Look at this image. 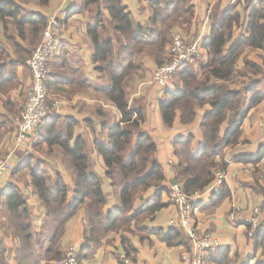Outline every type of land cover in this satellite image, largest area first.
Returning <instances> with one entry per match:
<instances>
[{"label":"crops","instance_id":"1","mask_svg":"<svg viewBox=\"0 0 264 264\" xmlns=\"http://www.w3.org/2000/svg\"><path fill=\"white\" fill-rule=\"evenodd\" d=\"M16 1L25 11L42 14L47 21L61 9L68 12L59 34L60 50L49 64L47 87L51 99L60 101L62 105L61 114L58 116L59 124L72 121L75 124L71 145H75L80 137L85 142L89 153V170L99 176L107 198V204L103 208V213L107 214L119 205L121 186L107 176L104 158L95 144L96 141L109 142L110 128L121 121L122 115L104 94L110 87L108 75L98 72L93 61L94 44L89 28L95 24L99 11L95 6L83 9L84 0H50L48 5H40L37 0ZM121 1L137 26H150V1ZM234 6L243 13L245 1L233 5L232 0H188L187 7L193 11V16L189 22L184 16L180 17L173 27L172 35L175 30H180L191 40L202 36L205 39L211 32L212 23L220 19L219 14ZM101 16L107 24V30L101 32L100 38L102 41L111 38L116 42L119 36L114 33L110 12L104 6L101 7ZM240 34L241 28L236 29L234 40ZM8 35L15 36V43L18 45L25 48L28 46L27 41L17 37L18 32L13 24L9 25ZM0 44L6 47L10 57L9 61L0 66V71H6L3 79L7 82L6 88L0 90L1 160L7 157L11 149H15L17 121L24 108L32 74L26 61L24 65L17 64L19 55L16 45L7 38L2 21ZM167 49L168 47L162 55L152 54L149 50L134 53L131 58L136 68L126 84L130 105L139 106L143 111L145 119L141 124L142 131L148 133L157 144L155 157L162 165L165 180L158 186L153 185L135 194L133 210L127 214L129 226L106 232L97 241L88 235L86 206H80L66 223L58 243V249L64 255L69 246L76 245L81 256L85 255L80 264H121V255H127V252L139 264H190L192 261L190 239L179 225L172 223L179 217L178 207L170 200V187L178 180L175 143L181 136L192 133V146L197 149L202 138L203 117L211 108H199L195 120L190 124L181 123L179 115L171 127L164 123L160 102L168 99L169 94L157 86L144 87L143 84L152 79L154 69L163 60ZM206 58L205 53L203 60ZM250 95L247 96L248 100ZM262 120L264 102L248 112L242 123L240 142L227 147L222 156L216 158L218 162L225 164V168L219 169L228 174V180L224 184L226 188H221L224 192L220 190L213 197L195 203L194 218L199 231L211 232L222 243L219 250L206 255L207 264H218L216 259L224 264H264V158L257 164L239 160L240 157L256 154L264 147V133L258 128V123ZM227 126L225 124L223 130ZM38 140L34 133L25 146L15 150L12 156L15 168L0 190V239L4 241L7 249L8 264H19L17 256L20 246L19 240L6 226L7 194L10 187L19 190L29 209L33 242L38 245L39 254L36 257L41 259L47 249L52 219L32 184L31 168L41 165L50 177L52 193L56 191L57 177L60 176L69 189L70 202L75 195V175L69 157L60 147H54V152L48 149L47 153L41 154L37 148L40 142ZM255 209L260 211L259 233L263 238L259 241L255 235H248L249 221L253 218ZM42 261L43 264L56 262Z\"/></svg>","mask_w":264,"mask_h":264},{"label":"trees","instance_id":"2","mask_svg":"<svg viewBox=\"0 0 264 264\" xmlns=\"http://www.w3.org/2000/svg\"><path fill=\"white\" fill-rule=\"evenodd\" d=\"M148 1L152 8L148 27L137 26L121 0H84L83 6V9L95 6L99 11L95 24L89 28L94 44L93 61L98 72L108 75L110 87L104 94L122 115L121 121L110 128L109 142L96 141L95 144L104 158L107 176L121 186L120 203L107 214L103 213L107 198L99 176L89 170V153L85 142L80 137L75 145H71L74 122L59 124L58 116L45 119L36 131L37 137L40 134L42 136L38 137L40 142L37 148L45 145L49 151H53L54 147L62 149L73 168L76 190L70 202L69 189L60 176L57 177L56 191L52 193L50 177L41 165L31 168L32 184L52 219L47 249L41 259L36 257L39 254L38 245L33 242L29 209L19 190L10 187L7 194L6 226L19 240V264H43L42 260H61L64 254L58 249L59 240L66 223L80 206H86L87 232L96 241L106 232L129 226L127 214L133 210L135 194L153 185L158 186L165 180L162 165L155 157L157 144L148 133L142 131L141 124L145 119L143 111L139 106L130 105L126 84L136 68L132 55L143 50L162 55L172 43V30L178 19L184 16L189 22L193 11L187 7L188 0ZM37 2L48 5L50 0ZM102 6L110 12L114 33L119 36L116 42L111 38L103 41L100 38L101 32L107 30V24L101 16ZM217 13L216 8L215 15ZM219 16L220 19L212 23L211 32L202 43L206 60L197 66L186 64L181 67L173 77L175 79L177 76L178 82L167 90L170 83L164 90L169 98L160 102L162 117L168 127L174 124L178 115L181 123L190 124L195 120L199 108H211L203 117L202 138L197 149L192 146V133L181 136L175 143L177 181L187 193L205 189L214 180V172L225 168V164L216 158L222 156L227 147L240 142L242 123L248 112L264 102V0H245L243 13L234 6ZM0 21L7 38L16 45L19 55L17 64L24 65L41 42L47 18L42 14L25 11L16 0H0ZM10 24L15 26L17 37L27 41L29 47L18 45L15 36L8 35ZM239 28L241 34L234 40L235 30ZM246 49L259 51L258 60L248 58ZM9 58L6 47L0 44V66ZM5 72L2 69L0 71V90L7 86L3 79ZM248 94H251L249 100ZM225 124L228 126L223 130ZM262 158L263 146L256 154L240 157L239 160L257 164ZM259 230L255 233L257 241L263 238ZM83 257L85 255L79 253L80 262ZM215 262L224 264L217 259ZM0 264H8L7 249L2 239Z\"/></svg>","mask_w":264,"mask_h":264},{"label":"built area","instance_id":"3","mask_svg":"<svg viewBox=\"0 0 264 264\" xmlns=\"http://www.w3.org/2000/svg\"><path fill=\"white\" fill-rule=\"evenodd\" d=\"M245 0H232L233 5ZM66 9H61L49 17L41 42L27 59L26 63L32 74V81L26 94L24 108L17 121L14 147L7 157L0 160V190L5 185L10 174L14 170L12 156L15 150L27 144L30 137L36 133L45 119L61 114L62 105L58 100H52L48 92L49 64L51 59L59 52L61 40L59 37L63 26V20L67 16ZM203 36L191 40L180 30H175L172 35V43L169 45L166 57L162 63L155 67L153 77L144 87L157 86L162 91L171 83L176 72L186 64H194L203 54ZM258 128L264 133V120L258 123ZM172 162V161H171ZM228 180V174L223 169L214 173V180L203 190L187 193L183 185L176 181L170 187V200L178 207L179 217L172 223L179 225L192 245V261L190 264H207L206 255L214 253L222 247L220 240L211 232H200L195 223V203L210 198L219 193ZM259 209L254 210V216L250 219L248 235L253 237L260 229ZM55 264H80L79 248L76 245L69 246L63 258ZM121 264H139L128 255H121Z\"/></svg>","mask_w":264,"mask_h":264},{"label":"rangeland","instance_id":"4","mask_svg":"<svg viewBox=\"0 0 264 264\" xmlns=\"http://www.w3.org/2000/svg\"><path fill=\"white\" fill-rule=\"evenodd\" d=\"M205 53H206V52H205ZM205 53H204V54H205ZM259 53H260L259 51H251L250 49H246V51H245V54H246L247 57L250 58V59H256V58L258 59V54H259ZM204 54H202L201 57L198 58L197 62H195L194 65L198 64L199 62L201 63V61L203 60ZM165 57H166V55L164 54V55H163V60L165 59ZM201 59H202V60H201ZM163 60L161 61V63L163 62ZM159 64H160V63H159ZM159 64H158V65H159ZM158 65H157V66H158ZM177 79H178L177 76L175 77V79H174V78L172 79L171 84H170V87H172L173 84H176V83L178 82ZM170 87H168L167 90H168ZM42 134H43V132H42ZM38 137H42L41 134H40V136H38ZM38 150L41 152V154H45V153L48 152V148H47V146H45V147L42 146V147L39 148ZM52 152H54V148H53V151H52ZM52 152H51V153H52Z\"/></svg>","mask_w":264,"mask_h":264}]
</instances>
